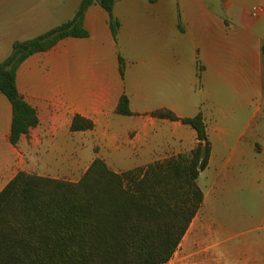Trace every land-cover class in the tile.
I'll list each match as a JSON object with an SVG mask.
<instances>
[{
    "label": "crops",
    "instance_id": "obj_1",
    "mask_svg": "<svg viewBox=\"0 0 264 264\" xmlns=\"http://www.w3.org/2000/svg\"><path fill=\"white\" fill-rule=\"evenodd\" d=\"M81 1L0 0V61L15 41L72 20ZM255 6L264 10V0H116L112 15L119 27L113 38L109 14L91 4L82 22L86 37H66L17 68L18 94L35 109L38 123L15 145L9 140L11 103L0 92V192L21 171L55 178L56 164L89 156L90 161L129 164L112 169L123 172L195 148L198 140L190 126L152 116L162 109L180 118L201 112L211 144L207 168L223 163L224 171L239 160V146L254 153L260 146L249 139L255 131L250 122L232 137L210 122L217 103L226 106L233 120L264 114V13L253 16ZM218 87H225L224 96L216 94ZM123 94L129 116L115 112ZM74 115L91 120L93 129L71 131ZM91 133L99 147L92 155L86 141ZM233 137L230 145L227 139ZM219 145L230 146L224 158ZM197 220L198 213L173 254L179 264H264L253 250L235 260L213 253L201 241Z\"/></svg>",
    "mask_w": 264,
    "mask_h": 264
},
{
    "label": "trees",
    "instance_id": "obj_2",
    "mask_svg": "<svg viewBox=\"0 0 264 264\" xmlns=\"http://www.w3.org/2000/svg\"><path fill=\"white\" fill-rule=\"evenodd\" d=\"M115 1L82 0L72 20L12 44L10 55L0 61V92L12 107L11 144L38 123L35 109L16 88L19 65L66 37H86L83 16L93 3L109 14L115 38ZM123 71L119 57L121 76ZM115 112L132 114L124 94ZM152 116L190 126L196 147L123 172L95 158L76 182L18 172L0 192V264H168L203 204L197 179L208 167L211 144L200 111L180 118L162 109ZM93 127L91 120L74 115L70 129Z\"/></svg>",
    "mask_w": 264,
    "mask_h": 264
},
{
    "label": "rangeland",
    "instance_id": "obj_3",
    "mask_svg": "<svg viewBox=\"0 0 264 264\" xmlns=\"http://www.w3.org/2000/svg\"><path fill=\"white\" fill-rule=\"evenodd\" d=\"M216 94L224 96L225 87H218ZM225 97L221 100L223 105L226 104ZM227 110L226 106L218 108L217 103L213 109L210 127L226 129L232 137L234 130L237 132L241 125L250 122L251 129L255 131H251L249 139L258 143L260 150L257 147L252 153L250 147L239 146V160L226 165L224 171L221 172L225 164L219 163L201 172L197 184L206 195L197 220L203 234L201 241L213 253L227 256L230 260L240 259L247 250L260 253L264 258V114L251 113L244 116L243 120L241 117L233 120ZM257 127H260L259 133L256 131ZM86 141L89 143L88 152L91 155L99 151L95 133H91ZM227 141L232 145L234 137ZM227 147L219 145V157L226 156ZM89 158L84 157L82 162L58 163L56 167L52 164L54 179L78 181L92 162ZM106 164L110 169L129 167V164L118 162ZM226 171L228 176H225ZM170 264H179L177 255Z\"/></svg>",
    "mask_w": 264,
    "mask_h": 264
},
{
    "label": "built area",
    "instance_id": "obj_4",
    "mask_svg": "<svg viewBox=\"0 0 264 264\" xmlns=\"http://www.w3.org/2000/svg\"><path fill=\"white\" fill-rule=\"evenodd\" d=\"M251 13L253 16H259L264 13V10L259 6H255L252 8Z\"/></svg>",
    "mask_w": 264,
    "mask_h": 264
}]
</instances>
